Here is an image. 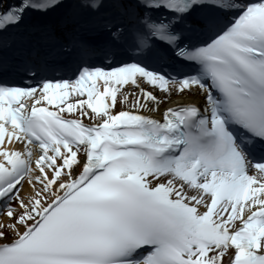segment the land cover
Listing matches in <instances>:
<instances>
[{
  "label": "snow or ice",
  "instance_id": "obj_1",
  "mask_svg": "<svg viewBox=\"0 0 264 264\" xmlns=\"http://www.w3.org/2000/svg\"><path fill=\"white\" fill-rule=\"evenodd\" d=\"M0 264H264V0H0Z\"/></svg>",
  "mask_w": 264,
  "mask_h": 264
},
{
  "label": "bare ground",
  "instance_id": "obj_2",
  "mask_svg": "<svg viewBox=\"0 0 264 264\" xmlns=\"http://www.w3.org/2000/svg\"><path fill=\"white\" fill-rule=\"evenodd\" d=\"M196 99H199V97H197Z\"/></svg>",
  "mask_w": 264,
  "mask_h": 264
}]
</instances>
